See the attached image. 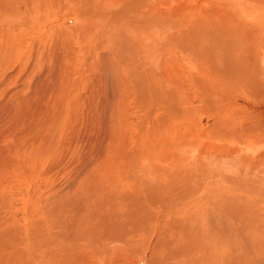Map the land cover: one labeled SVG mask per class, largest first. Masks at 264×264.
Wrapping results in <instances>:
<instances>
[{
	"label": "bare ground",
	"instance_id": "obj_1",
	"mask_svg": "<svg viewBox=\"0 0 264 264\" xmlns=\"http://www.w3.org/2000/svg\"><path fill=\"white\" fill-rule=\"evenodd\" d=\"M37 1L20 0L17 3L0 0V22L7 14H16L6 29L3 24L0 26V163L8 161L14 154L11 149H3L5 145L13 143L12 147L20 148L19 155L27 158L24 151H31L32 157L52 140L54 123L62 118L64 111H49L56 99L55 92H61L64 98H68L70 111L76 113L77 117L81 116L78 117V126L83 122V117L87 118L83 128L77 126L86 134H90L97 125L89 115H80L86 111L83 104H80L82 108L79 106V102L83 99H90L92 103L91 99H112L104 107V111L111 112L109 120L104 125V131L99 129L105 135L104 145H108L111 141L108 135L115 131L114 134L122 138L113 157L117 156V160L123 158L124 163L149 161L156 163V167L149 171L142 170L146 172V176L140 174L143 181L135 173L130 177L108 181L107 189L101 183L89 194L80 193L82 199L94 202L89 209L93 216H88L86 223L81 224L78 223L80 220L76 222L77 217L73 215L70 222L60 221L52 225L54 222L53 219L49 220L46 207V201L50 199L49 190L45 191V196L43 194V203L41 199L35 205L28 197L26 212L20 211L21 205L13 210V207H9L11 196L7 193L15 184L14 193L17 194L19 181L13 175L9 181L0 178V201L3 200L0 204V264H132L135 257L145 259L150 247L155 250L162 241L167 244L169 233L172 239L180 243L183 254L191 256L193 252L198 257L195 262H184L179 260V254H175L173 262L170 256V260L158 259L155 264H208L204 262L201 249L192 250L194 244L191 245L189 236L182 241L179 239L180 228L176 223L187 215L196 219L201 208L207 204L217 206L223 202L233 205L239 215L245 216L249 221L247 223L243 219L247 228L264 233V153L254 165L249 157H242V152H254L257 147L246 145L242 152L239 148L233 150V156L225 157L221 152L213 155L224 162L214 160L210 164V154L202 150L199 155L194 153L199 143L194 148L190 146L193 140L201 142L205 138L210 141L226 140L230 145L239 142L242 150L243 140L257 138L255 134L264 136V99L247 100L238 96L255 80L258 83L255 94L262 93L260 96L264 98V0H143L139 4H136L138 0H130L128 6L133 8L109 12L105 20H101L103 15L98 13L97 2L82 0L83 7L76 9L79 21L75 25L76 33L67 39V47L63 48L66 55H57L60 51L52 54L59 64L56 76L60 69H68L62 76L63 82L67 81L61 87L50 84L51 92L43 94L41 99H34L37 90L30 86L39 82L34 73L41 64L39 44L35 42L36 38L32 39L39 30L33 19L41 10ZM50 1L51 7L57 8L55 2ZM153 2L157 4L156 8ZM67 3L58 7V12L54 11L52 16L63 14L64 9H74L71 2ZM21 4L23 11L16 12ZM27 12L35 15L24 19ZM23 20L30 22L19 25ZM55 24L56 21L49 39L51 51L52 41L57 46L61 45L59 32L62 30L60 27L57 29ZM78 28L80 30L77 31ZM92 30L102 39L96 50L90 36ZM27 34L32 36L29 41L26 40ZM79 38L82 52L76 54L79 52L76 47ZM70 52L73 57L68 55ZM25 55L32 60L31 69L20 79L22 66L18 70L16 64L19 61L24 64L27 60ZM95 57H101L96 61L108 66L105 71L94 72L97 69L93 65ZM205 58L211 64L199 62V59ZM63 60H72L74 64L66 67ZM78 60L82 63L81 67L76 64ZM13 71L16 72L15 76L10 75ZM16 81L17 85L14 84ZM45 104L49 107L48 111L46 106L43 109ZM91 106L89 104L85 109ZM202 115L206 116L207 122L200 125ZM14 118L19 124L18 129L13 125L7 127ZM103 119L106 120V117ZM63 122L64 129H71L72 121ZM117 127L122 129L124 136ZM2 138H6V143L1 142ZM17 141L20 146L14 145ZM180 163L184 164L181 173L178 171ZM159 165L169 166L173 172L165 178H157L153 172L159 170ZM205 167L212 171L208 174V182L201 181L202 177L197 175ZM225 168L235 173L239 171L232 175L216 173ZM243 170L247 172L242 174ZM145 178L148 183L144 181ZM187 180L188 184L185 183ZM143 182L147 183L146 187ZM129 186L137 191L129 198V204L135 208L122 218L121 225L116 214H106L102 210L104 201L101 198L102 195L108 196L114 188L118 191L125 187L126 190ZM127 191L125 193L128 194ZM70 192L66 189L65 181L55 183L52 189L54 196H67ZM22 221L28 222L29 227L22 225ZM128 221L133 225L132 231ZM4 223L9 227L2 229ZM17 225L20 227L17 228ZM109 226L112 227L106 229ZM135 243H142L145 247L138 250L134 248L135 245L132 246ZM225 260L218 258L214 264H229Z\"/></svg>",
	"mask_w": 264,
	"mask_h": 264
},
{
	"label": "rangeland",
	"instance_id": "obj_2",
	"mask_svg": "<svg viewBox=\"0 0 264 264\" xmlns=\"http://www.w3.org/2000/svg\"><path fill=\"white\" fill-rule=\"evenodd\" d=\"M13 1L19 3L18 1H20V0H13ZM38 1H37V5L38 6L41 5V10L39 11L40 14L38 12L36 14L37 16L33 17L34 22H37V24H38V29H39L38 33L35 34L33 38H32V36L31 37L28 36L29 34L26 35L27 41H29V38H32L34 40L36 38L35 42H38V44H39V54L41 55V56L39 55V57L41 59V64L35 69V73H34L35 78L37 80L39 79V82L34 83L33 85L30 86L31 89L33 88V89L37 90V94L35 95L34 99H41L40 97H42L43 94L51 92L50 84H51V86L55 85V87H61L63 85V83H65L67 81V79H66L63 82L62 76L64 74H66L68 69H65V68L60 69L59 75L56 76V73H57L56 67L59 64H57V58L52 54L60 51V53L57 55H59V56H65L66 55V53L63 51V48L67 47V43H68L67 39H69L70 36L75 35V33H76V30H75L76 26L75 25H77L79 22L78 16H77L78 10H76V9H77V7H79V8L83 7L82 0H66V1L65 0L64 1L53 0L55 2L56 7H57L55 9H53L54 6L51 7L52 5H50V2H51L50 0H41V1L38 0ZM43 1H44V4H43ZM94 1L97 2L95 4H97L99 7L98 13L101 12L103 17H104V18L101 17V20L107 19L108 18L107 13H109V12H115V11H118L119 9L124 10V9L133 8V6H128V2L130 0H94ZM142 1L143 0H138L136 2V4H139ZM67 2L72 3L73 8H74L73 10L64 9L63 14L61 13L60 15H56L55 17L52 16L54 11L58 12L57 11V10H59L58 7L61 8ZM17 3H16V5H18ZM78 3H79V5H77ZM68 4L69 3H67L65 5V7ZM153 6L156 8L157 4H155L153 2ZM46 7H47V11H46ZM23 9H24L23 4H21L18 7V10H16V12L21 11V10L23 11ZM74 10H76V11H74ZM42 12L44 15L42 14ZM11 13H9L5 17H3L2 18L3 20L0 22V26H2V24H3V28H5V29L8 27L9 24H12L11 20L15 19L16 14L15 13L11 14ZM31 14L32 13L27 12V14H25L24 19H28L27 17H32V15H35V14H32V15ZM41 17H43V18H41ZM46 17H48V19ZM53 20L56 21L55 27L57 29H59V27H60L62 32L61 31L59 32V38L61 40V45L57 46L52 41L53 50L51 51V49H50L51 45H50L49 39L52 37V35L50 33H53V31H54V22L55 21H53ZM29 22H30V20H25L23 23H20L19 25H24V24L29 23ZM41 24H42V26H41ZM81 25H82V21H80V26ZM50 26H51V28H50ZM109 29H110V27H109ZM63 30H66V31H63ZM78 30H80V28H78L77 31ZM39 31H40V33H39ZM72 32H74V33L71 34ZM98 35L99 34L93 30H92V34L90 35L92 42L96 46L95 50L102 43V39L99 38ZM0 40H1V37H0ZM6 43H7V41H5V44ZM46 47H48V48H46ZM76 47L79 49V52L76 54H80L82 52V49H81L82 46H81V39L80 38H79V40L76 41ZM43 49L45 50V52ZM68 55L72 56L73 54H71V52H70ZM101 55L102 54H100V56ZM51 56H53V57H51ZM46 57H48V58H46ZM100 58L101 57H98V58L95 57L93 59V65H95L97 67V69L94 70V72H96V73L103 72L108 67L103 62L96 61V60H100ZM25 60L26 61L24 64L22 61H19L20 64H19V62L16 64L17 69L20 65L22 66V70H21L22 72L20 71V73H21L20 79H21L22 75L23 76L27 75L31 69L30 67L32 64V62H31L32 60L29 58L28 55H25ZM199 62L201 64H211L208 58H205L203 60L199 59ZM63 63L66 65V67H71L72 64H74L72 60H63ZM137 63H139V62L137 61ZM76 64H78L77 65L78 67L82 66V63H80L79 60L76 62ZM59 68H60V66L58 67V69ZM10 75L15 76L16 72L13 71L12 73H10ZM92 78H94V77L92 76ZM105 80H107V77L105 78ZM14 84L17 85L18 84L17 81ZM257 85H258V83L255 80H254V82L250 83L238 95L239 99H247V100L264 99L262 96H260L262 93L261 94H255V92H256L255 90H256ZM100 88L102 89V85L100 86ZM102 93H104L103 90H102ZM38 96H39V98H38ZM55 98L56 99H54L55 100L54 105L51 106L52 109L49 112H55L56 113L57 111L58 112L64 111V113L61 116L62 118L57 119L54 123V127H55L54 129L55 130L54 129L52 130V136H51L52 140L49 141V143L47 145L42 146L36 153L32 154L33 155V156L31 155L32 157H30L31 151H29V153L24 151L25 156L27 158L19 155L20 148L12 147L13 143L5 145L3 147V149H7V150L11 149L12 150L11 152H14V154L11 155V159H9L8 161L0 163V178H6L9 181L11 175H13L14 179L19 181L16 185V188H17L16 191H17L18 196H17V194L14 193L15 192L14 191L15 190V188H14L15 184L11 188V190H9V192L7 193V195L11 196V202H10L11 206H9V207H13V210H14L15 206L21 205L20 211L26 212V209H27L26 203H27L28 197L32 198L33 203L35 202V205H37V203L39 204L41 202V199H42V203H43L44 202V196L46 195L45 191L49 190L50 191V194H49L50 199H48L46 201V207H47L48 217L50 218L49 220L53 219L52 222H54V223L52 225H56L60 221H62V222L69 221L70 222V220L73 219V215H75L77 217L76 222H78L80 220L78 223H80V224L86 223L88 216H93V212L89 209L91 208V206L93 205L94 202L86 201V200L82 199L79 196L80 193H83V195L85 193L89 194L92 189L96 188L98 185H101V183L103 184L104 188L107 189L108 181L116 180L120 177H122V178L123 177H125V178L130 177L135 173H136L138 179L140 181H143V177L140 176V174H142L143 176H146L145 175L146 172H143L142 170H147V171L152 170L153 167H156V163H153V162L149 163V161H146L143 163L139 162V161L124 163L125 161L123 160V158H121V159L119 158L117 160V156L113 157L114 153H116V151L119 148V140H121V138H122V136H120L116 133L114 134L115 131L111 132L110 135H108V138L111 136L110 137L111 141L108 143V145L107 146L104 145L105 135H104V132H102V131L100 132L99 129H103V131H104V125L107 122V120H109V115L111 114V112H106V111H104V109L109 104V102H111L112 99H96V100L91 99V101H93V103L90 102V99H87V100L83 99L79 102V106H80V104H83V109L86 111L84 113H80V115L87 114L90 116V118H94L93 123H94V125H97V127H98V129H97V127L95 126L94 129L92 128V131L90 134H86L85 131L83 132V129H77V126H78L79 121H80V120H78V117H81V116L77 117L76 113H73L70 111L71 109H70L69 101L67 100L68 98H64L63 94H61V92H55ZM89 104L92 105L91 108L85 109L86 107H88ZM45 106L47 107V111H48L49 107L46 104L43 106V109L45 108ZM59 106H61V107H59ZM80 107L82 108V106H80ZM101 107L103 109H101ZM56 109H57V111H56ZM102 110H103V112H102ZM17 115H20V114L17 113ZM22 115H23V112H22ZM105 117H106V120L103 119ZM86 119L83 117V122L78 127L81 128V126H82V128H83V126L86 125L85 124ZM65 120L66 121H72L71 122V129H64L65 128V124H64L65 122H63V121H65ZM205 122H207L206 116L202 115L201 119L199 121V124L201 125V124H204ZM11 123L12 124H9V126H7V127L11 128L10 126L13 125L16 127V129L19 128V124L17 123L15 118L12 119ZM83 124H85V125H83ZM64 130L65 131L67 130V131L64 132ZM113 130H114V127H113ZM117 130H119L121 132V135L124 136V132L122 131V129L120 127H117ZM80 133H81V135H80ZM262 134H264V129L262 130ZM255 135L258 137L252 138L250 140H243L244 145L242 147V150L240 148L239 142L235 143V145H230V143H228L226 140H211L210 141V140H207L205 138H203V140L201 139V142H199V141L196 142L195 140H193V142L190 143L191 144L190 146H192L194 148L195 144L199 143L200 145L197 148L196 152H194V153H197L199 155V152L202 150L203 153L210 154V164L214 160L223 161L220 157H212L213 155H216L219 152L222 153V156L229 157V156H233L235 154L233 152V150H235L236 148H239L240 151L242 152L246 145L256 146L257 149L254 152H252V151L247 152L248 154L242 152V157H244V158L249 157L251 163L255 165L258 163V160L262 158V155L264 153V136L258 135V134H255ZM70 136H71V138H69ZM61 140H63V141H61ZM74 140H76V142H75L76 145L73 143ZM113 140H114V142H113ZM6 141H7L6 138L1 139V142L3 144L6 143ZM112 142H113L114 146H113ZM52 144H53V146H52ZM14 145L20 146L18 141ZM23 145H25V143H23ZM65 148L67 150H65ZM100 148H102V149H100ZM89 149L92 151H90ZM51 151H53V152H51ZM95 154L97 155V157ZM64 156L66 157L65 161L63 163H61ZM150 159H152V158L150 157ZM47 163H48V165H46ZM59 163H61V164L59 165ZM96 163H97V165H96ZM132 163L134 164V166L132 165ZM151 163H152V165H150ZM183 165L181 163L179 164L178 171L180 173L182 172ZM163 166L164 165H159L158 166L159 170H156L153 172L155 177L165 178L166 175L173 172V170L169 166L168 167H163ZM102 169H104V170H102ZM96 170H97V172H96ZM238 171H239V169H238ZM64 172H65V174H64ZM211 172L212 171L209 168L205 167V168H203V170L201 172H198L197 175L202 177L201 181H203V182L207 181L208 182L209 178H210L208 176V174ZM223 172H227V174H231V175L237 173V172L236 173L233 172L232 170H230L228 168H225L222 172H216V173H223ZM246 172L247 171L243 170L241 173L245 174ZM17 174H19V175H17ZM95 178H96V180H95ZM145 179H144V181H146L148 183V180L147 179L145 180ZM63 180L65 181L66 189L71 190L70 194L67 195L68 197L67 196H61V195H58L59 196L58 197V196L52 195V189H53L55 183L64 182ZM100 180H101V182H100ZM189 180H187L185 183L188 184ZM66 182H69V183H66ZM146 182H143L144 187L147 186ZM36 184H38L39 186H37L35 188ZM122 184L124 185V183H122ZM132 188H133V186H129L125 190V187H124L123 188L124 190H118V191L115 190V188H114V191L109 193L108 196L105 197L104 195H102L101 200L104 201L103 202L104 203L103 208L107 209V210L106 209L104 210L102 208V210L105 211L106 214L107 213H110L111 215L116 214L115 217L119 219L118 224L121 222L120 224L123 225L122 224V222H123L122 218L125 217V215H128V213H130V211L135 208L134 206L129 204V201H130L129 198H131V196H133V194L135 192H137L134 188L133 189ZM127 190H129V191H127ZM126 191L128 192V194L125 193ZM132 191H134V192H132ZM19 193H21V194H19ZM43 194H44V196H43ZM65 200L68 201V203ZM2 202H3V200L0 201V204ZM6 202L9 203L8 200H6ZM85 203H87V204L85 205ZM14 204H16V205H14ZM220 204H218L217 206L213 205V204H207L206 206L201 208L202 210L200 209L201 211L200 210L197 211V212H199V211L200 212L195 217L196 219H192L191 215H187V216L181 218L180 221L176 223V225H178L180 228L178 231L180 233V235H178L179 239L182 241V239H184L186 236H189V238L191 240V245L194 244L192 246V250L201 249V251H203V254L205 257L204 262H207L208 264H214L216 261H218V258H225L226 259L225 263L229 262V264H264V233L260 232V231L256 232L255 229L253 231L252 228H247L245 226L244 221H243V219H245V216H243L242 214L239 215L240 213L238 214L235 211L233 205H231V204L228 205L226 203L224 204V202L220 203ZM23 205H25V206L23 207ZM124 206L125 207L128 206V207L125 208ZM63 207H65V208L63 209ZM85 207H87V208L85 209ZM22 208H24V209H22ZM122 208H125V209H122ZM229 208H231V209H229ZM85 210H86V212H85ZM49 212H50V214H49ZM6 214L8 215L9 212H7ZM79 217H80V219H79ZM57 219H59V220H57ZM90 221L91 220H89V222ZM25 222L26 221H22L21 224L26 226V227H29V223L28 222L25 223ZM248 222L249 221H247V223ZM16 223H18V222H16ZM128 223H129V228L132 231L133 225L129 221H128ZM84 225H86V224H84ZM5 227H9V224L4 223L2 229H4ZM18 227H20V226L17 225V228ZM111 227L112 226H109L106 229H109ZM187 227H189V228H187ZM26 230H28V228ZM222 237H223V239H222ZM168 239H169V241L167 244L164 241H162L157 246V248L155 249L156 252L154 249H151V247H150V249H149L150 251L148 250L147 256L145 257V259L139 260L138 257H135L133 260V263H135V264H143V263L148 264L149 263L150 264V263L154 262L153 264H155V261L158 259H162L164 261H167V260H170V258L172 261V259H174L175 254L176 255L179 254L178 255L179 260L181 259L184 262H195L194 260L197 259L198 255L194 254L193 252H192L191 256L183 254L181 251L182 246L180 245V243H177V239H172L170 237V233H169ZM216 240H217V242H216ZM217 244H220V245H217ZM133 245H135L134 248H136V249H138V248L142 249V247H145V245H143L142 243H138V245L135 243V244H132V246ZM179 246H181V247H179ZM161 247H162V249H161ZM215 247L218 248V251ZM225 249H226V251H225ZM217 256H218V258H217ZM227 256H229V257H227ZM176 258H177V256H176ZM136 260L137 261L139 260L138 261L139 263L136 262ZM191 260H193V261H191Z\"/></svg>",
	"mask_w": 264,
	"mask_h": 264
}]
</instances>
